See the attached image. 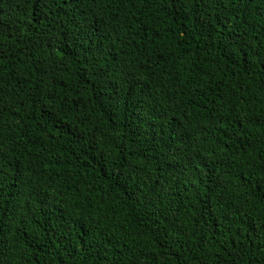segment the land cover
<instances>
[{
    "label": "trees",
    "instance_id": "16d2710c",
    "mask_svg": "<svg viewBox=\"0 0 264 264\" xmlns=\"http://www.w3.org/2000/svg\"><path fill=\"white\" fill-rule=\"evenodd\" d=\"M0 264H264V0H0Z\"/></svg>",
    "mask_w": 264,
    "mask_h": 264
}]
</instances>
